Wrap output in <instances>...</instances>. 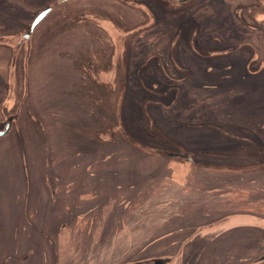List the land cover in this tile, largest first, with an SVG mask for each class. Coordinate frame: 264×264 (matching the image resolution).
<instances>
[{"label": "rangeland", "instance_id": "374dc122", "mask_svg": "<svg viewBox=\"0 0 264 264\" xmlns=\"http://www.w3.org/2000/svg\"><path fill=\"white\" fill-rule=\"evenodd\" d=\"M56 1L0 0V44ZM152 1L70 0L26 42L36 120L0 140V264H259L264 234H227L264 224V0ZM151 2L111 66L99 23L143 26Z\"/></svg>", "mask_w": 264, "mask_h": 264}, {"label": "flooded vegetation", "instance_id": "af4514ba", "mask_svg": "<svg viewBox=\"0 0 264 264\" xmlns=\"http://www.w3.org/2000/svg\"><path fill=\"white\" fill-rule=\"evenodd\" d=\"M69 1L70 0H58V1H56L55 6L66 4ZM159 1L161 2L160 5L162 8V12L165 14H169L171 9H172V13L180 12V10L185 9L186 3L187 4L193 3L192 0H153L152 2L158 3ZM152 2H151V4L146 5V8H145L146 11H144V9L137 10L138 12H141V14L144 17H146L145 22H143V26L140 23L139 25H137L135 27L123 28L120 25H116V24L112 23L113 26H110V28H109L106 26L103 27L102 25H100L101 22L99 23L100 27H98V28L102 31V33H104V35H107V37L110 39V42H111V43H109V47L111 50L110 51V54H111L110 65L111 66L115 67V65H116V61H117L116 59L118 56V54H117L118 52H116V51H118L117 46L120 47V49H121V46L123 47L125 44V43H121V42L119 43L118 42L119 36H121V35L126 36V35L131 34V33L133 34L134 32L143 33L145 31H150V30L154 29V27L152 26L153 22H152V24L149 25V23L151 22V18H149L150 14L153 15V10H152V4L153 3ZM129 4L130 3H128V5ZM55 6L54 7H52V6L47 7V8H51V11L48 13V15L53 12ZM47 8H45V9H47ZM45 9H43V10H45ZM43 10H41V11H43ZM39 13H37L36 16ZM89 16L86 17V19L88 18L87 21L92 22V23H96L95 21L91 20ZM33 19H32V21H33ZM104 21H106V20H104ZM38 25H37V27H38ZM36 28L34 29V31L36 30ZM32 33L29 34V29H28V33L23 34L21 36V39L18 40L17 42H15L12 47L8 44H4V43L0 44V49L5 50L6 55H7L6 56L7 57L6 58L7 64L5 66L7 68L4 67L2 69L3 70V83H4V85L2 87V92H1L2 95L0 96V133H3V134L0 136V140H2L3 138H9L10 137L12 127L13 126L15 127L16 124L18 125L20 118L22 119V117L26 116V118L32 124L36 120L35 119L36 117L34 116V114H32V111H31L32 109L30 108V105H29L30 102L28 101V95L26 92V84H27L26 83V75H27V60H28L27 56L29 54L28 53L29 50L28 49L25 50V47H26V42L31 39ZM26 34H29V36H28V38L25 39V38H23V36ZM112 35H114L115 37L111 38ZM115 41H117V43ZM261 63H263V65H264V61H262ZM165 69H166V67H165ZM166 71H167V69L165 70V72ZM95 75L98 77L102 76L100 73L95 74ZM190 153L191 152H188V153L187 152H179V153L171 152V153L167 154V156L175 159L176 157L179 158L181 155H186L188 158H191L192 161H189L186 157H183V158L180 157V160H185L191 164H197V160ZM174 155H176V156H174ZM26 197H27V191H25L24 199L22 200V212H23L22 216L26 220V222H29L30 221V215L27 213L29 212V201L30 200L26 199ZM35 210H38V209H35ZM39 212H40V210H39ZM80 218H85V214L80 215ZM59 222H61V221H59ZM67 222L69 223V221H66L64 223H67ZM251 226H252V228H251ZM251 226H250V224H247V225L245 224V227L238 229V230L237 229L231 230L230 232H228L227 235L233 234V233L240 231V230L241 231L242 230L243 231L244 230H252V231H258L259 233L264 234V224L263 225L262 224L251 225ZM1 233H2V231H1V227H0V234ZM260 243L264 245V238L260 239ZM255 247H256V245L254 244V248ZM256 257L259 260V264L260 263L264 264V250H262L260 253H257ZM30 263H32V262H30ZM30 263L28 262L27 264H30Z\"/></svg>", "mask_w": 264, "mask_h": 264}, {"label": "water", "instance_id": "95a60500", "mask_svg": "<svg viewBox=\"0 0 264 264\" xmlns=\"http://www.w3.org/2000/svg\"><path fill=\"white\" fill-rule=\"evenodd\" d=\"M51 11V8H47L43 11H41L34 19L33 21L31 22L30 26H29V34L32 33L34 31V29L37 27V25L48 15V13ZM29 34H26L23 36V38H28ZM3 133H0V136L2 135ZM176 156V155H174ZM181 158L183 157H186L189 161H192L191 158H188L186 155H181L180 156ZM180 157H176L175 159H180ZM41 174H46V170L44 169V167L41 169ZM37 254V249L36 247L31 244L27 250V256H28V259L29 258H32L33 255H36ZM142 263H149V264H162V261L158 260V259H153V260H148V261H143Z\"/></svg>", "mask_w": 264, "mask_h": 264}, {"label": "bare ground", "instance_id": "6f19581e", "mask_svg": "<svg viewBox=\"0 0 264 264\" xmlns=\"http://www.w3.org/2000/svg\"><path fill=\"white\" fill-rule=\"evenodd\" d=\"M38 42V41H37ZM36 42V43H37ZM44 44V43H43ZM61 45V44H60ZM87 48V47H86ZM35 49H37L36 47H35ZM61 49H63V48H61ZM59 50H60V48H59ZM88 50H90V49H88ZM87 50V51H88ZM35 51H37V50H35ZM84 51V50H83ZM86 51V50H85ZM34 53H36V52H34ZM56 54H57V52H56ZM64 56V55H63ZM58 57H60V56H58ZM75 61V60H74ZM47 74V73H46ZM81 81V80H80ZM39 82V81H38ZM71 84V83H70ZM69 88H71V87H69ZM61 93V92H60ZM74 94V93H73ZM105 94V93H104ZM99 104V103H98ZM101 105V104H100ZM86 106H89L88 104L86 105ZM92 106V105H91ZM90 106V107H91ZM91 109H93V108H91ZM96 109V108H95ZM97 113V112H96ZM107 116V115H106ZM104 117V116H103ZM101 123H103V121L101 122ZM134 124V123H133ZM132 124V126H133V129L135 128L134 126L135 125H133ZM137 124H138V122H137ZM224 124V123H223ZM227 124V123H226ZM225 124V125H226ZM141 125H143V124H141ZM225 125H223V126H225ZM232 125V124H231ZM99 126V125H98ZM137 126V125H136ZM220 126V125H219ZM80 127V126H79ZM138 127H140L139 125H138ZM237 127V126H236ZM239 127V126H238ZM33 128H34V126H33ZM71 127L69 126V129H70ZM77 128V127H76ZM80 129V128H79ZM140 129V128H139ZM191 130V129H190ZM215 130H217V129H215ZM80 131V130H79ZM97 131V130H96ZM142 131V130H141ZM70 132V131H69ZM77 133H79V132H77ZM138 133H139V131H138ZM209 133V132H208ZM210 135V134H209ZM111 136V135H110ZM143 136V135H142ZM144 137V136H143ZM114 138H115V136H114ZM45 139V138H44ZM47 139V138H46ZM45 139V140H46ZM101 139V138H100ZM120 139V138H119ZM99 140V139H98ZM103 140V139H102ZM101 141V140H100ZM105 141V140H104ZM115 141V140H114ZM81 142V141H80ZM106 142V141H105ZM115 142H118V141H115ZM115 142H113V143H115ZM46 144H47V142H45ZM108 143V142H107ZM115 144H118L119 145V143H115ZM42 145H44V144H42ZM22 146V145H21ZM199 147V146H198ZM120 150V149H119ZM211 151H212V149H211ZM37 152H39V151H37ZM40 153V152H39ZM213 156V155H212ZM215 156H217V155H215ZM129 167V166H128ZM155 172V171H154ZM114 173V172H113ZM153 174V173H152ZM29 177V176H28ZM31 179V178H30ZM54 179V178H53ZM140 193V192H139ZM24 197V196H23ZM39 197H40V195H39ZM68 198V197H67ZM58 199V198H57ZM125 200V199H124ZM262 203V202H261ZM32 204V203H31ZM72 208V207H71ZM32 211V210H31ZM54 213V212H53ZM55 214V213H54ZM34 215V214H33ZM219 215V214H218ZM179 220V219H178ZM50 222H52L51 220H50ZM111 222V221H110ZM26 224V223H25ZM48 224V223H47ZM11 228V227H10ZM23 231V230H22ZM43 231V230H42ZM48 231V230H47ZM45 232V231H44ZM21 233V232H20ZM224 235H226V234H224ZM49 236V235H48ZM223 237V236H222ZM32 238V237H31ZM209 256V255H208ZM210 257H211V255H210ZM214 257V256H213ZM13 260V259H12ZM202 260H204V259H202ZM206 261V260H205ZM209 261V260H208ZM242 262V261H241ZM234 263V262H233ZM46 264V263H45ZM241 264V263H240Z\"/></svg>", "mask_w": 264, "mask_h": 264}, {"label": "trees", "instance_id": "16d2710c", "mask_svg": "<svg viewBox=\"0 0 264 264\" xmlns=\"http://www.w3.org/2000/svg\"><path fill=\"white\" fill-rule=\"evenodd\" d=\"M162 156H164V155H166L167 156V153L165 152V151H163V150H161V152H159ZM158 153V155H160ZM253 263H257V262H259V260L258 259H255L254 261H252Z\"/></svg>", "mask_w": 264, "mask_h": 264}]
</instances>
